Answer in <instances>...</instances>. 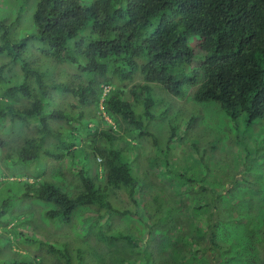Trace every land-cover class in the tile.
Masks as SVG:
<instances>
[{"label":"trees","instance_id":"trees-1","mask_svg":"<svg viewBox=\"0 0 264 264\" xmlns=\"http://www.w3.org/2000/svg\"><path fill=\"white\" fill-rule=\"evenodd\" d=\"M20 9L0 14V264H264V139L213 141L210 179L168 152L193 118L176 100L264 133V0ZM143 138L161 155L133 164Z\"/></svg>","mask_w":264,"mask_h":264},{"label":"rangeland","instance_id":"rangeland-1","mask_svg":"<svg viewBox=\"0 0 264 264\" xmlns=\"http://www.w3.org/2000/svg\"><path fill=\"white\" fill-rule=\"evenodd\" d=\"M84 4H89L93 0H81ZM27 7H32L35 5L37 0H28ZM0 6H9V8H6V12H1L0 14H10V11H15L16 9L19 10L20 7H23V11L27 12V7L23 5V0H0ZM21 11V9H20ZM23 12L21 11V17L23 16ZM24 18L23 20H25ZM177 104H181L183 107H189L191 110L193 118L192 122L190 124V129L186 131L185 135H182V128L181 131L177 133V138L175 143H171V148L168 150L169 152V158L171 159V166L175 165L177 169H179L185 176L193 177L195 174H202L206 173V178H209L214 173V160L215 156L213 157V154L210 152V144L214 141L223 142L225 135H228L230 139H232L233 134L238 133L245 136H255V139L257 141L264 139V133H262L258 128L255 131H251L248 129V132L240 133L237 130H232L231 124L228 122L227 117L224 116L225 114L223 111H218V108L215 106L212 102H198L196 104H190L184 103L181 101L176 100ZM216 111V112H215ZM218 112V113H217ZM223 113V114H222ZM195 123V126H193ZM194 127H198L193 130ZM153 128H159L158 126H154ZM192 130V131H191ZM214 130L219 133V136H215ZM191 131V134H190ZM221 132V133H220ZM223 132V133H222ZM237 135V134H236ZM179 136L181 138H179ZM227 140V139H226ZM225 140V141H226ZM233 140V139H232ZM137 140H135L136 146L132 147V150H130V159L131 163L135 164L134 162H144L146 163V160L154 159L155 157L159 158L158 155H161V152H159L152 144L148 142V139L143 138L141 140V145L137 146L136 143ZM149 143V145L147 144ZM230 145H232L231 140L229 142ZM264 140L261 142H258L257 145L261 146V148H264ZM141 146V148H138ZM203 146L205 149L204 152H201L199 147ZM222 145L218 147V152H222ZM165 150V149H164ZM137 153L138 155L136 156ZM221 155V153H219ZM252 156V155H251ZM76 161L79 162V165L85 164L87 160H91V165L93 167L95 166L93 163L92 157L89 155L87 156V160H85V155L83 152H78L76 155ZM136 159V160H135ZM170 161V160H169ZM210 163V169L207 174V165ZM261 167L258 168V170ZM164 179V178H163ZM125 199V196L119 195L115 196L111 199L112 204L114 206H123L120 209H127V203L123 200ZM134 205L131 204L130 208L132 211H134ZM140 208V207H139ZM143 208V207H142ZM89 209H82L81 211H86ZM138 212L143 213V209H139ZM79 213V212H77ZM145 216V214H143ZM128 219H131L130 215H123L120 217V220L122 222V228L125 227L124 220L128 221ZM76 221V217L73 220V223ZM124 223V225H123ZM66 227V226H65ZM140 227V229H139ZM144 225L141 224H134L133 230H136L139 232V230L144 231L145 228H143ZM126 229H129L128 226L125 227ZM64 230H67L66 228H62L61 232H64ZM69 230H71V233L74 231L80 232L81 228H77L76 230L72 229L70 226ZM53 231V230H51Z\"/></svg>","mask_w":264,"mask_h":264}]
</instances>
